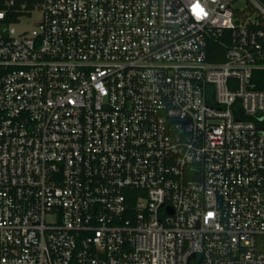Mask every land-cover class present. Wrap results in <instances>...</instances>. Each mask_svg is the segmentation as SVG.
Instances as JSON below:
<instances>
[{"label":"built area","instance_id":"2783aa9c","mask_svg":"<svg viewBox=\"0 0 264 264\" xmlns=\"http://www.w3.org/2000/svg\"><path fill=\"white\" fill-rule=\"evenodd\" d=\"M258 71L261 0H0V264H264Z\"/></svg>","mask_w":264,"mask_h":264},{"label":"trees","instance_id":"16d2710c","mask_svg":"<svg viewBox=\"0 0 264 264\" xmlns=\"http://www.w3.org/2000/svg\"><path fill=\"white\" fill-rule=\"evenodd\" d=\"M261 1H264V0H261ZM212 50L215 52L216 55L211 57L210 61L214 63L223 62L224 61V50L217 44L213 45ZM254 83L256 84L259 90L264 91V71H258L255 73ZM262 125L264 126V121Z\"/></svg>","mask_w":264,"mask_h":264},{"label":"rangeland","instance_id":"374dc122","mask_svg":"<svg viewBox=\"0 0 264 264\" xmlns=\"http://www.w3.org/2000/svg\"><path fill=\"white\" fill-rule=\"evenodd\" d=\"M39 20H40V15L38 14V15H36L32 20H30V21H26V22L24 23L23 27L20 26V27H19V30H23V29H25V28H29V29H31V28H33V27L36 25V23H37Z\"/></svg>","mask_w":264,"mask_h":264}]
</instances>
